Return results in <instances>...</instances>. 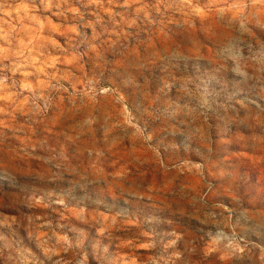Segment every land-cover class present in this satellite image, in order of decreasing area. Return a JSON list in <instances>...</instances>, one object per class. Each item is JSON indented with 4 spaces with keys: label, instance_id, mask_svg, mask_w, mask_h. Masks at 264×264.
Returning <instances> with one entry per match:
<instances>
[{
    "label": "rangeland",
    "instance_id": "obj_1",
    "mask_svg": "<svg viewBox=\"0 0 264 264\" xmlns=\"http://www.w3.org/2000/svg\"><path fill=\"white\" fill-rule=\"evenodd\" d=\"M0 264H264V0H0Z\"/></svg>",
    "mask_w": 264,
    "mask_h": 264
}]
</instances>
